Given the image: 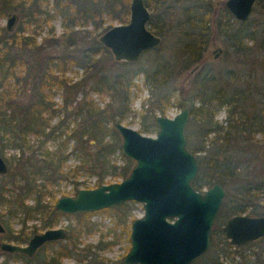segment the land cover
Wrapping results in <instances>:
<instances>
[{"label":"trees","instance_id":"obj_1","mask_svg":"<svg viewBox=\"0 0 264 264\" xmlns=\"http://www.w3.org/2000/svg\"><path fill=\"white\" fill-rule=\"evenodd\" d=\"M167 1L144 0L147 7L163 11V5L167 4ZM200 1L203 3L205 0H192L191 5L182 8V17L175 23L178 39L172 57H167L156 47L145 51H154V64L151 68L140 67L112 72L104 70L99 64V57L105 56L109 49L97 39L89 40L86 45L78 37L75 26L77 19L91 21L94 30L102 26L107 19L126 22L129 12L127 0H53L52 8L60 14L63 30L56 34L51 25L50 35L44 36L39 42L35 33L39 31L41 22L53 15L43 8L49 0H0V15L16 9L21 17L20 25L11 31L0 24V152L8 161L10 157L3 153L4 147L16 146L21 151L16 164L9 166L6 172L10 176L9 183L12 188L5 185L0 187V203L9 204L8 213L20 208L28 216H31V213L40 214L43 225L51 226L56 223L59 211L54 206L56 198L50 205L42 203L46 185L73 178L74 189L77 190L76 178L80 169L97 176L96 186L103 184L107 178L123 179L130 174L135 161L123 153L121 136L114 127V122L121 121L132 111L131 87L136 85L133 77L138 73L144 74V81L149 88L148 111L153 118L150 123L143 124L142 130L156 129V112L165 114L176 90L177 105L180 108L188 106L191 122L195 121L203 127L197 146L192 145L190 134L185 133L187 144L191 146L190 150L196 153L198 162L197 174L191 181L193 187L202 190L215 182L224 184L226 179H238L237 159L224 151L228 148L236 129L235 125L231 126L230 121L242 113L246 117L250 116L244 112L245 101L236 100V95L226 96L222 88H216L215 80L209 74L198 79L199 89L193 90L190 103H187L184 96L189 88L185 85L176 88L174 83L176 77L186 72L188 66L202 61L203 50L214 33L223 32L234 51L235 48L240 50L245 46L243 39L252 41L257 39V36L260 46L264 48V26L249 31L242 26L233 30L227 18L218 19L209 10L210 5L201 4ZM256 4L264 10V0H256ZM170 6L168 4L167 10L159 13V21L154 20V16L149 21L154 32L164 34L168 30L173 21L174 10V7ZM221 13L223 16L229 15L225 7L221 8ZM42 14L45 18L40 17ZM30 23L36 27L34 34H24V25ZM77 40L82 43L78 44ZM80 45L83 46L79 48ZM78 64L82 66L83 74L80 80L73 81L66 75V71L68 67ZM56 89L71 93V98L69 99L70 95L66 96L60 105L57 104L53 100ZM80 91L81 97L77 99ZM93 91L100 95L109 94L111 99L101 106L90 95ZM221 106L226 111L224 122L228 123L227 125H222L215 118ZM60 111L64 112L63 116L51 122L52 117ZM71 121L74 125L69 128ZM243 124L240 133L246 138H253L255 133L264 134V103L257 112L244 119ZM210 133L213 135L208 137ZM30 134L36 139L31 141L28 138ZM54 138L60 140L51 148L47 141ZM71 138L74 143L68 148ZM115 152L122 157L121 164H115L110 158ZM72 156L79 159L78 163L67 165L66 160ZM39 179L43 182H37ZM241 188L237 189L239 193L242 192ZM251 189L250 184L244 185L242 193L246 202L239 207L231 206L232 213L228 210V216L245 210L255 214L256 207L250 196ZM30 195H34L33 204L26 203V198ZM88 213H77L80 218L68 228L67 237L72 242V253L84 264H110L102 254L104 246L100 241L79 246V235L84 227L87 228L89 224L93 227L91 223H84L81 217ZM77 227L79 228L76 232ZM26 236L27 232H21L19 237L26 239ZM213 241L211 232L210 242ZM226 250L225 245L218 250V254L226 255ZM17 254L19 253H15ZM69 254L70 250L63 244L39 258L21 255L25 264H62L63 257ZM83 260H86V263ZM204 264L220 262L217 257H212L206 259Z\"/></svg>","mask_w":264,"mask_h":264},{"label":"rangeland","instance_id":"obj_2","mask_svg":"<svg viewBox=\"0 0 264 264\" xmlns=\"http://www.w3.org/2000/svg\"><path fill=\"white\" fill-rule=\"evenodd\" d=\"M52 1L49 0L43 8L47 10L50 14H53L49 18H45V15L42 14L40 17L45 18L41 22V27L35 33L37 41H41L44 36L50 35L49 29L52 25L54 27V32L60 34L63 30L61 23L60 14L54 12L52 8ZM92 1H101V0H92ZM129 1L127 0L128 6ZM225 0H205L200 1L201 4H209L211 7V12L218 19L225 20L227 18L228 23L231 25L232 29H237L239 27H245L248 31L256 27L259 29L264 26V10L258 6L256 3L245 20H235L231 14L223 16L221 13V8L224 5ZM192 0H168L167 4H170L174 7L172 12L173 21L168 26V30L162 35V42L158 47L160 52H163L167 57H172L176 50L177 39H178V29L176 26V20L179 17H182V8L185 6L191 5ZM170 6V7H171ZM164 11L158 8H150L152 15L159 16L160 12H165L166 6L163 5ZM18 12L16 9L9 10L6 14L0 15V24L6 26V21L11 13ZM129 14V12H128ZM18 20L14 24V29L20 25L21 17L18 15ZM159 18V17H157ZM156 18V20H157ZM161 18V17H160ZM125 23L121 22L118 19H107L103 22L97 30L93 29L91 21H84L82 19H77L75 28L78 30V37L81 38V41L85 42L86 45L89 44V40L97 39L98 36L105 31L107 28L114 24ZM24 34L31 33L34 34L36 29L34 24H25ZM80 40H77L78 44H81ZM244 47L235 52L233 48L229 45V42L222 36L221 33H218L214 40L209 43L205 50L204 58V67L208 71V74L214 78V83L216 88H222L225 91V94L236 95V100L245 101V111L248 115L251 116L252 113L258 111V109L264 103V48L260 46L259 36L255 40L243 39ZM83 45L78 46L79 48ZM216 46H221L224 49L222 56L218 59H215L211 55V50ZM76 51H78L76 49ZM154 51L143 53L137 60L133 62L126 61H117L113 58V55L110 51L105 56L99 57V64L103 66L104 70L112 72H122L124 70H132L140 67L151 68L154 64L153 62ZM193 67L190 65L187 67L186 72L179 74L176 77L175 87L178 88L181 85H185L186 88H189L188 92L185 93L187 103L192 101L193 90L199 89L200 82L197 84L198 75L196 72L189 73V70ZM83 74V68L81 65H73L67 68L66 75L71 77L74 80H80ZM133 82L136 85L131 87L132 90V101L131 108L132 111L125 115L121 120L122 123L129 125L140 131L145 135L156 136L158 131V126L156 129L150 131H144L141 129L145 122H151L153 120L151 113L148 111L150 107V99H147L150 96V91L148 86L144 81V74L138 73L133 77ZM81 91L76 97L79 99L81 97ZM71 93L63 92L61 89L54 90L53 100L57 104H61L66 96H69ZM178 92L174 93V96L170 99V103L165 110L167 116H174L182 108L177 105L176 96ZM90 95L98 101V103L103 106L104 103L111 99L109 94L100 95L97 92L93 91ZM71 98V95L69 99ZM144 107V109H142ZM147 109V110H146ZM64 112L60 111L54 117H52L51 122H55L58 117L63 116ZM156 114H160L159 111ZM226 116V111L223 106L219 107L217 110L215 118L222 124L227 125L224 122ZM248 116V117H250ZM244 116V113L238 115L237 118H234L230 121L231 126L236 127L233 131L234 136L230 139L228 148L224 151L228 155L233 156L237 159L238 166V179H226V182L222 184L225 189V195L221 202L220 208L217 212L215 220L212 225L211 232H213V243L210 242L206 251L201 255L193 259L189 264H204L205 260L208 258L217 257L220 264H262L264 262V237H260L248 244L245 245H234L229 242V239L225 236L222 231V226L224 222L229 217L228 210L232 213L231 206H242L246 200L243 198V187L246 184L252 186L251 189V199L255 204V214L253 215H264V134L255 133L253 138H246L243 133H240V129L243 128V120L248 118ZM155 121V120H154ZM156 123V122H155ZM74 125V122H69V128ZM68 130V128H67ZM69 131V130H68ZM188 132L191 136V142L193 146H197L201 140V134L203 133V127L197 122H191L189 117L188 122L185 127V133ZM213 134H208V137ZM63 138L64 134L61 135ZM28 138L33 141L36 137L32 134L28 135ZM60 138L49 139L47 145L53 148ZM122 142V137H121ZM74 139H70L68 143V148L73 145ZM188 149H191L187 144ZM1 153V152H0ZM3 153L10 157L7 161L9 166L12 167L17 162V157H19L21 151L16 146H6L3 149ZM194 153V152H193ZM198 153V152H197ZM2 154V153H1ZM196 155V153H194ZM128 157V156H127ZM110 158L115 164H121L123 162L122 157L118 152L111 154ZM223 158V157H222ZM134 160V159H133ZM79 159L76 157H69L66 160L67 165L73 166L78 163ZM135 161V160H134ZM235 162V163H236ZM97 176L95 174H89L84 170L80 169L77 175V190L79 188H91L95 187ZM121 178L115 180L105 179L103 183H109L112 181H119ZM10 182V176L5 174H0V187H9L12 188ZM37 182H43L39 179ZM75 183L73 178L63 179L55 183L46 185V190L42 195L41 201L44 204H52L54 199L62 195H75L77 190L74 189ZM243 185V186H242ZM259 185V186H258ZM209 186L203 187V189L208 188ZM242 187V188H241ZM259 187V188H258ZM242 191L238 192L237 189ZM202 189V190H203ZM238 192V193H237ZM34 195L27 196L26 203L33 204ZM236 207V208H237ZM109 209H99L89 212L86 216H81L84 219V223H91L87 228L84 227L83 231L79 235V246H84L87 243L95 244L98 241L104 246L102 254L106 257L107 261L110 264H125L123 258L126 252L130 247V229L131 222L136 217H141L144 214L143 202L135 200H126L120 204L106 207ZM104 209V210H103ZM249 209V207H248ZM9 204L6 202L0 203V221H3L5 226H9L13 230H19L23 228L24 232H27V239L35 232H41L45 229L42 225V216L40 214L31 213V216H28L23 210L18 208L13 213H8ZM79 212L73 213H60L56 217L58 220L52 226L57 225H66L67 228L71 225L77 223V220L80 218V215H77ZM245 213H249L248 210H245ZM3 214V215H2ZM34 214V215H33ZM231 216V215H230ZM121 219H120V218ZM79 227L75 229L77 232ZM91 228V229H90ZM27 239L22 242L25 243ZM62 243L70 245L71 239L67 238ZM226 245V255L218 254V250L223 248V244ZM57 244H49L46 247L42 248L40 253L45 254L55 248ZM83 253H81L82 255ZM80 255L81 258H83ZM2 257H0L1 261ZM81 260L78 259L76 254H69L63 257V262L65 264H80ZM86 263V260H83ZM8 264H23L21 260L17 257L8 256Z\"/></svg>","mask_w":264,"mask_h":264},{"label":"water","instance_id":"obj_3","mask_svg":"<svg viewBox=\"0 0 264 264\" xmlns=\"http://www.w3.org/2000/svg\"><path fill=\"white\" fill-rule=\"evenodd\" d=\"M255 0H225V6L238 20L251 13ZM150 11L144 0L129 1V18L110 26L98 36L118 61H134L150 47L160 43V36L147 26ZM18 13L10 14L6 29L11 31ZM189 108L174 116L158 114L156 136L115 121L122 137L123 153L135 160L130 174L119 180L91 188H79L75 195L57 198L55 208L66 213L93 211L126 200L143 202L144 214L131 222L130 247L125 264H189L203 254L210 244L213 222L225 195L224 186L215 182L206 189L193 187L198 171L196 155L188 149L185 127ZM9 165L0 153V174ZM3 230L0 224V231ZM222 231L234 245H245L264 236V215L234 213ZM64 227H50L30 237L26 244L4 242L3 249L29 256L47 240L64 238Z\"/></svg>","mask_w":264,"mask_h":264},{"label":"flooded vegetation","instance_id":"obj_4","mask_svg":"<svg viewBox=\"0 0 264 264\" xmlns=\"http://www.w3.org/2000/svg\"><path fill=\"white\" fill-rule=\"evenodd\" d=\"M145 3V2H144ZM256 3V0H255V2H254V4ZM146 5V4H145ZM166 7L168 6V4H164ZM211 7V6H210ZM223 7H225L226 8V6H225V2H224V5H223ZM254 7V6H253ZM148 9H149V11H150V8L149 7H147ZM166 10H167V8H166ZM165 10V11H166ZM209 10L211 11V8H209ZM226 10H227V12L229 13V14H231L229 11H228V9L226 8ZM154 16V20H156V18L157 17H159V18H157V20L156 21H159V19H160V16H157V15H152L151 14V11H150V17H149V20H148V22H147V26H148V28L153 32V33H155L156 35H158V36H160V38H161V41H160V43L159 44H157V45H155V46H153V47H150V48H148V49H145L140 55H139V57L143 54V53H145V51L146 50H150V49H153V48H158L159 47V45L161 44V42H162V35L163 34H158V33H156V32H154V29L151 27V25H150V23H149V21L151 20V18ZM233 17V16H232ZM128 18H129V14H128ZM215 18V17H214ZM234 18V17H233ZM236 19V18H235ZM236 20H238V19H236ZM128 21V20H127ZM126 21V22H127ZM218 33H221L222 34V36L224 37L225 35L223 34V32H218ZM218 33H214L213 35H212V37H211V39H210V41H209V43L211 42V41H213L214 40V37H216V35H218ZM225 38V37H224ZM243 41V40H242ZM199 43V42H198ZM209 43L207 44V46L209 45ZM229 45H230V43H229ZM231 46V45H230ZM232 47V46H231ZM207 48V47H206ZM206 48H205V50H206ZM233 48V47H232ZM205 50H203V53H202V61L201 62H198V63H196V64H194L193 65V67L189 70V73L191 74V73H194V72H196L197 71V75H198V77L200 78V77H202L203 75H205V74H208V71L207 70H205V67L203 66L204 65V58H205ZM233 50H234V48H233ZM239 49L237 48V50H236V48H235V52H237ZM223 52H224V49H223V47H221V46H216L215 48H213L212 50H211V55H212V57L213 58H215V59H218V58H220L221 56H222V54H223ZM138 57V58H139ZM137 58V59H138ZM136 59V60H137ZM118 61V60H117ZM121 61H123V60H121ZM135 61V60H134ZM126 62H133V61H126ZM204 69V70H203ZM198 78V79H199ZM198 104V103H197ZM188 107V106H187ZM156 122V121H155ZM157 125V124H156ZM56 202V201H55ZM55 202H54V206H55ZM59 211V210H58ZM60 213H66V212H62V211H59V214H58V216L60 215ZM3 215V214H2ZM43 220V219H42ZM58 220H56V222H57ZM0 224L2 225V227H3V230L2 231H0V257H2V259H1V261H0V264H8V256H13V257H17V258H19L20 260H21V262L23 263V264H25L24 263V261H23V255H21V254H24V255H26L27 257H37V258H39L41 255H44L43 253L41 254L40 253V251H41V249L42 248H44V247H46L47 245H49V244H57L58 246H57V248L60 246V245H66L65 243H62L64 240H66L68 237V228H67V226L66 225H57V226H47V227H45L44 225H43V221H42V225L45 227V229H47V228H50V227H59V226H61V227H64V229L66 230V236L64 237V238H59V239H53V240H47V241H45V242H43L41 245H39L37 248H36V250H35V252H34V254L33 255H31V256H29V255H27V254H25V253H23V252H19V251H8V250H6V249H3L2 247H1V244L2 243H4V242H12V243H15V244H26L27 242H28V240L30 239V237L31 236H33L34 234H36V233H40V232H35V233H33L31 236H29V238L27 239V236H26V239H27V241L25 242V243H22V242H24L26 239H20V237L19 236H21V232H24V230H23V228H20L19 230H13L12 228H10L8 225L7 226H5V224L3 223V221H0ZM44 229V230H45ZM42 232V231H41ZM28 235V234H27ZM67 246V248L70 250V252L72 253V243H70V245H66ZM49 252H51V251H49ZM15 253H19V254H17V255H15ZM46 253H48V252H46ZM45 253V254H46ZM67 256V255H66ZM65 257V256H64ZM62 264H65L64 262L62 263ZM80 264H84V263H80Z\"/></svg>","mask_w":264,"mask_h":264}]
</instances>
